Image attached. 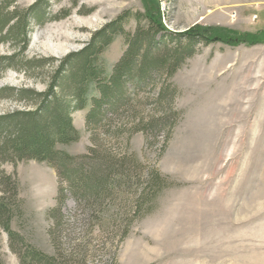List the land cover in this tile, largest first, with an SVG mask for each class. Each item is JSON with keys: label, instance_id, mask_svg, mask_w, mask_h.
Segmentation results:
<instances>
[{"label": "rangeland", "instance_id": "obj_1", "mask_svg": "<svg viewBox=\"0 0 264 264\" xmlns=\"http://www.w3.org/2000/svg\"><path fill=\"white\" fill-rule=\"evenodd\" d=\"M36 1L16 0L13 6L27 8ZM156 5L165 34L179 35L194 25L228 33L198 45L171 78L177 89L171 113L180 117L168 139L165 129L147 136L117 135L107 126L92 132L84 109L71 114L79 139L56 149L74 157L89 147L126 155L137 160L139 174L154 170L168 186L138 219L132 208L140 183L90 207H78L65 191L57 245L65 250L77 245L85 264H264V0H40L37 10L44 20L30 23L27 47L18 51L0 42V56L15 52L14 67L0 73V115L31 107L10 97V89L44 91L60 60L81 49L95 31L123 11L132 15ZM136 25L130 17L122 27L133 31ZM250 39L253 45L247 44ZM125 49L123 35L116 36L102 55L108 72ZM31 60L35 63L26 65ZM153 94L152 85L146 86L136 94L143 103L130 102L151 113ZM6 134L3 128L0 194L17 236L0 228V264H19L11 246L54 254L48 213L66 182L46 162L15 158L3 144Z\"/></svg>", "mask_w": 264, "mask_h": 264}, {"label": "trees", "instance_id": "obj_2", "mask_svg": "<svg viewBox=\"0 0 264 264\" xmlns=\"http://www.w3.org/2000/svg\"><path fill=\"white\" fill-rule=\"evenodd\" d=\"M15 2L0 0V42L21 51L29 43L30 23L41 24L44 13L37 10L40 0L27 8L13 6ZM130 17L137 25L133 31H124L123 23ZM161 18L158 5L154 10L147 8L145 12L132 15L123 11L95 31L81 49L68 53L60 60L50 74L44 91L10 89V97L27 101L31 107L0 115V132L3 128L7 130L4 146L17 159L46 162L55 169L60 182H66V188L61 187L58 191L56 206L48 213L53 221L49 236L54 254L48 255L30 246L19 250L11 246L18 255L19 264H85L77 257V245L66 250L57 245L63 232L64 215L61 209L66 198L65 191L78 207L83 203L90 207L116 199L125 188L131 190L140 183L142 192L137 195L132 208V217L138 219L152 209L153 198L168 186L166 178L154 170L144 176L139 174L137 160H131L126 155L118 156L105 150L99 152L89 147L87 154L74 157L56 149L58 144L68 145L79 139V132L72 125L71 114L84 109H87L86 128L92 132L106 126L108 129L113 127L117 135L124 131L130 134L141 131L146 135L153 130L159 132L165 129L168 132L165 140L168 139L180 117L179 112L171 113L177 94L171 78L195 54L198 45L207 44L228 33L194 25L172 36L165 34ZM118 35H123L126 49L108 72L102 55ZM245 36L251 37L249 34ZM254 43L251 39L247 41L248 45ZM226 44L233 45L230 42ZM14 53L0 56V73L10 66L14 67L11 64ZM25 63L30 66L35 62L31 60ZM151 85L154 91L153 109L145 114L131 102L142 104L143 101L138 100L136 94ZM2 92L0 90V95ZM131 96L133 99H130ZM114 118L119 120L115 126L113 123L117 121ZM78 159L82 160L78 162ZM141 205H145V208ZM112 216L109 215L108 220H113ZM9 220V208L0 194V228L14 238L17 235L9 229ZM126 233L127 230L123 236Z\"/></svg>", "mask_w": 264, "mask_h": 264}]
</instances>
